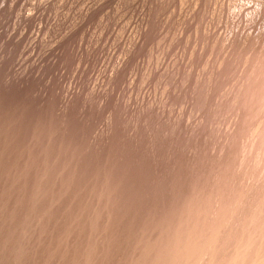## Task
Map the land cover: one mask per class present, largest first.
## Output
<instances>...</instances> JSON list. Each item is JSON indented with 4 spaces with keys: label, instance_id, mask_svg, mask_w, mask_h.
<instances>
[{
    "label": "rangeland",
    "instance_id": "1",
    "mask_svg": "<svg viewBox=\"0 0 264 264\" xmlns=\"http://www.w3.org/2000/svg\"><path fill=\"white\" fill-rule=\"evenodd\" d=\"M0 264H264V0H0Z\"/></svg>",
    "mask_w": 264,
    "mask_h": 264
}]
</instances>
